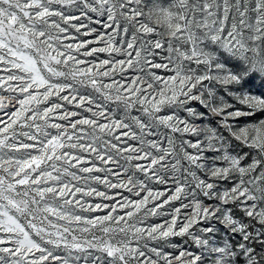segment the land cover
I'll list each match as a JSON object with an SVG mask.
<instances>
[{
  "label": "snow or ice",
  "instance_id": "6c2138e0",
  "mask_svg": "<svg viewBox=\"0 0 264 264\" xmlns=\"http://www.w3.org/2000/svg\"><path fill=\"white\" fill-rule=\"evenodd\" d=\"M0 264H264V0H0Z\"/></svg>",
  "mask_w": 264,
  "mask_h": 264
},
{
  "label": "rangeland",
  "instance_id": "374dc122",
  "mask_svg": "<svg viewBox=\"0 0 264 264\" xmlns=\"http://www.w3.org/2000/svg\"><path fill=\"white\" fill-rule=\"evenodd\" d=\"M94 27H97V28H100V26L99 25H94ZM80 39H83V37H80ZM98 56H99V58H106V54H104V53H100V54H97ZM117 58H119V57H117ZM88 59H93L92 57H89ZM154 187H156V188H158V189H163L164 188V186H161V185H154ZM115 191V190H114ZM125 195H128V193H124ZM153 219H155V218H153ZM177 239H179V238H177ZM169 251H172L171 249H168Z\"/></svg>",
  "mask_w": 264,
  "mask_h": 264
}]
</instances>
